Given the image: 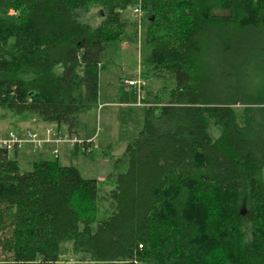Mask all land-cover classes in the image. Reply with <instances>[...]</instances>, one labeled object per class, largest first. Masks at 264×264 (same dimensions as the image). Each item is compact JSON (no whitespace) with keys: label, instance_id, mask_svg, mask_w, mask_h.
Here are the masks:
<instances>
[{"label":"trees","instance_id":"16d2710c","mask_svg":"<svg viewBox=\"0 0 264 264\" xmlns=\"http://www.w3.org/2000/svg\"><path fill=\"white\" fill-rule=\"evenodd\" d=\"M133 2L146 66L174 82L114 162L111 212L76 166L0 150V264H264V0H0V119L75 137Z\"/></svg>","mask_w":264,"mask_h":264},{"label":"rangeland","instance_id":"374dc122","mask_svg":"<svg viewBox=\"0 0 264 264\" xmlns=\"http://www.w3.org/2000/svg\"><path fill=\"white\" fill-rule=\"evenodd\" d=\"M136 6L137 2H133L120 11V17L127 22V26L120 39L102 53L97 100L82 106L77 113L74 136L86 141L88 150L84 152L81 147L77 149L70 142H59L55 145V155L47 143L40 147L25 143L20 148L18 157H15L20 171H31L34 161L56 160L60 165L76 166L83 178L96 179L99 195L96 212L98 218L111 212L108 194L114 187L113 174L123 170L121 166L115 168L114 162L123 156L127 144L142 130L147 104L145 101L151 99L152 93L168 90L174 82L167 72L155 76L146 66L145 57L149 49L142 40V28L146 19L133 11ZM100 17L97 7L81 14L82 21L91 26H95ZM255 60L257 59H252V62ZM226 63L230 65L234 63V59L231 58ZM128 80H140L144 84L130 86L127 84ZM81 94L83 96L82 88ZM25 128L40 138L47 137L46 128L58 132L62 137L68 134L65 125L46 123L27 114L8 113L4 119H0V136L6 135L10 130L17 133ZM8 156L13 158V152ZM61 264L86 263L70 260Z\"/></svg>","mask_w":264,"mask_h":264},{"label":"built area","instance_id":"2783aa9c","mask_svg":"<svg viewBox=\"0 0 264 264\" xmlns=\"http://www.w3.org/2000/svg\"><path fill=\"white\" fill-rule=\"evenodd\" d=\"M133 11L139 16H142V11L139 7H135ZM127 84L130 86H135L136 84L142 86L144 81L128 80ZM45 132L47 133V137L40 138L36 133L31 132L28 129L23 134L9 131L6 135L0 136V150L10 154L11 152L21 148L25 143H31L35 147H40L41 144L47 143L51 146L52 153L56 155L57 149L55 145L59 142H70L73 145L86 142L78 139L77 137H69L68 135L62 137L58 132L52 131L49 128H46Z\"/></svg>","mask_w":264,"mask_h":264},{"label":"crops","instance_id":"0c3cea01","mask_svg":"<svg viewBox=\"0 0 264 264\" xmlns=\"http://www.w3.org/2000/svg\"><path fill=\"white\" fill-rule=\"evenodd\" d=\"M26 129H28V128H25V129H20L17 133H23L24 132V130H26ZM11 131V130H10ZM23 131V132H22ZM9 132V131H8ZM15 132V131H14ZM49 147H50V149H52L51 148V146L49 145ZM74 147H76L77 149H78V147H81V146H79V145H74ZM88 144L85 146V148H83V147H81L80 149L82 150V151H84V152H86L87 150H88ZM19 150H20V148L19 149H17V150H15L14 152H13V154H14V157H18V154H19ZM52 151V150H51Z\"/></svg>","mask_w":264,"mask_h":264}]
</instances>
